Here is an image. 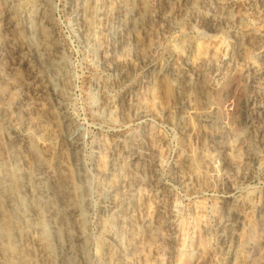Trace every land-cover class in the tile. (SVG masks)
Returning a JSON list of instances; mask_svg holds the SVG:
<instances>
[{
  "label": "rangeland",
  "instance_id": "374dc122",
  "mask_svg": "<svg viewBox=\"0 0 264 264\" xmlns=\"http://www.w3.org/2000/svg\"><path fill=\"white\" fill-rule=\"evenodd\" d=\"M0 264H264V0H0Z\"/></svg>",
  "mask_w": 264,
  "mask_h": 264
},
{
  "label": "bare ground",
  "instance_id": "6f19581e",
  "mask_svg": "<svg viewBox=\"0 0 264 264\" xmlns=\"http://www.w3.org/2000/svg\"><path fill=\"white\" fill-rule=\"evenodd\" d=\"M193 74V75H195L194 74V72H192L191 70H189V69H185V78H184V82H185V85H186V87L187 88H191V73ZM182 76H184V75H182ZM177 79V78H176Z\"/></svg>",
  "mask_w": 264,
  "mask_h": 264
}]
</instances>
